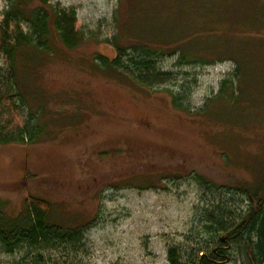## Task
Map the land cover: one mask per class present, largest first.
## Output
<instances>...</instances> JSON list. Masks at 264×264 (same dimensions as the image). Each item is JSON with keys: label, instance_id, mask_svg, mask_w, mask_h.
I'll list each match as a JSON object with an SVG mask.
<instances>
[{"label": "rangeland", "instance_id": "1", "mask_svg": "<svg viewBox=\"0 0 264 264\" xmlns=\"http://www.w3.org/2000/svg\"><path fill=\"white\" fill-rule=\"evenodd\" d=\"M10 1L0 0V21ZM50 4L76 10L84 40L69 49L52 25L48 53L18 56L21 106L42 133L32 145H0L5 213L19 215L33 196L52 203L51 222L84 232L48 264H169L171 248L208 242L218 207L248 209L233 188L261 186L264 196V0ZM144 43L163 50L157 69L168 82L129 79L128 59L127 76L102 68L98 56L113 62L117 47L133 55ZM180 46L192 65H179ZM231 245L220 264H247L242 242ZM22 260L0 255V264Z\"/></svg>", "mask_w": 264, "mask_h": 264}, {"label": "trees", "instance_id": "2", "mask_svg": "<svg viewBox=\"0 0 264 264\" xmlns=\"http://www.w3.org/2000/svg\"><path fill=\"white\" fill-rule=\"evenodd\" d=\"M50 3L51 0H11L0 21V56L7 63L6 68L0 67V145H32L42 133L35 115L29 114L26 121L24 107L21 106V101L22 105L25 102L18 91V56L24 50L48 53L52 25L69 49L78 47L84 40L78 28L76 10L62 9ZM32 4H37V8H29ZM117 49L118 59L113 62L98 56L104 62L105 67L102 68L123 74L125 71L121 60L128 59V68L134 69V76H127L126 72L123 75L142 86L152 88L169 81V73L157 69L162 49L145 43L134 47L135 51H140L133 55L125 53L126 49ZM175 51L180 54L179 65H192L194 54L181 46ZM233 189L246 194L248 209L245 212H228L226 208L221 210L218 207L219 211L210 214L205 223L204 232L208 242L196 237L191 240L192 247L185 250L171 248L168 252L169 264H220L227 260L228 248L232 247L234 241H241L244 245L241 253L247 264H264L262 187ZM6 206L0 199V255L23 254L20 264H48L46 255L51 251L66 247L74 252L83 243L84 232L81 227L63 228L51 222L53 205L47 200L30 196L25 200L24 210L15 217L5 213Z\"/></svg>", "mask_w": 264, "mask_h": 264}]
</instances>
